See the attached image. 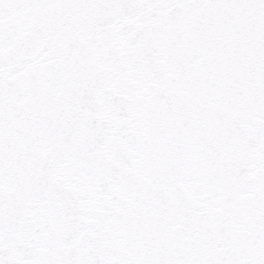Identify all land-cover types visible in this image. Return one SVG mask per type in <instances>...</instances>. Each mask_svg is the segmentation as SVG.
<instances>
[{
    "label": "snow or ice",
    "instance_id": "1",
    "mask_svg": "<svg viewBox=\"0 0 264 264\" xmlns=\"http://www.w3.org/2000/svg\"><path fill=\"white\" fill-rule=\"evenodd\" d=\"M0 264H264V0H0Z\"/></svg>",
    "mask_w": 264,
    "mask_h": 264
}]
</instances>
